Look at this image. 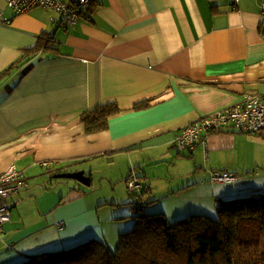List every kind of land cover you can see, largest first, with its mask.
Segmentation results:
<instances>
[{
    "label": "crops",
    "instance_id": "0c3cea01",
    "mask_svg": "<svg viewBox=\"0 0 264 264\" xmlns=\"http://www.w3.org/2000/svg\"><path fill=\"white\" fill-rule=\"evenodd\" d=\"M0 11L11 19L0 25V73L18 62L0 79V173L14 164L26 179L0 227V264L106 237L85 192L64 200L54 189L30 187V178L45 173L55 180L106 157L151 163L175 146L180 129L235 107L243 94L264 95V14L257 0L235 9L228 0H92L70 29L50 10L15 15L1 1ZM41 34L54 40V50L29 54ZM108 103L121 112L105 130L86 134L80 116ZM138 103L147 106L133 110ZM221 131L182 151L193 156L200 148L205 160L206 141L213 145L221 138L213 133ZM253 137L248 142L264 161V134ZM205 176L183 187L195 189L188 215L208 217L235 200L264 195L259 172L227 183Z\"/></svg>",
    "mask_w": 264,
    "mask_h": 264
},
{
    "label": "rangeland",
    "instance_id": "374dc122",
    "mask_svg": "<svg viewBox=\"0 0 264 264\" xmlns=\"http://www.w3.org/2000/svg\"><path fill=\"white\" fill-rule=\"evenodd\" d=\"M182 129L175 134V137L181 133ZM213 135H219L221 138L213 145L206 141L208 147L205 160L200 148H197L191 156L192 153L180 150L175 143V146L167 153H157L154 157L158 159L151 163L142 162L139 167L132 159L129 160L131 161L129 165L128 159H124V156H117L115 160L106 157L104 164L101 163V165H97V162H101L99 159L87 162L85 169L80 171L91 175L92 182L89 187L71 179L54 181L45 173L30 178V187L41 188L46 192L54 189L64 200L75 196L79 191L85 192L86 204L95 209L96 217L106 236L102 238L103 240L97 241L107 250L114 252L120 244L119 236L133 228L136 216L163 214L172 225L174 221L188 215V212H191L190 209L197 204L194 199L195 189L183 187L188 181L194 180L196 175L197 177L203 175L206 178L205 175L217 171H226L240 177H254L257 172L264 175V161H261L253 143L248 142V139H254L253 136L240 134L230 129L213 133ZM211 146L213 148H210ZM255 146H258L257 149L260 148L257 144ZM140 158L141 156H138V160ZM133 167H135L134 171L130 172ZM131 174H134L133 177H130ZM142 176L144 178H141ZM47 180L51 181V184L44 183ZM129 182L133 183V188L127 187ZM14 197L15 195L9 201H12ZM207 216L211 220H217L218 210ZM130 246L137 255L151 252L148 246L141 245L138 241L131 242ZM252 251L253 256H256L258 250Z\"/></svg>",
    "mask_w": 264,
    "mask_h": 264
},
{
    "label": "trees",
    "instance_id": "16d2710c",
    "mask_svg": "<svg viewBox=\"0 0 264 264\" xmlns=\"http://www.w3.org/2000/svg\"><path fill=\"white\" fill-rule=\"evenodd\" d=\"M53 42L41 34L28 53L50 52ZM17 64L2 71L0 79ZM146 106L138 103L132 109ZM120 112L115 103H108L83 113L80 122L86 134H93L105 130L108 120ZM136 218L133 228L119 236L114 252L97 240H88L69 250L26 256L20 264H264V195L235 200L219 210L217 220L191 214L170 225L163 214ZM133 241L148 246L151 252L137 255L130 246ZM253 249L258 250L256 256Z\"/></svg>",
    "mask_w": 264,
    "mask_h": 264
},
{
    "label": "built area",
    "instance_id": "2783aa9c",
    "mask_svg": "<svg viewBox=\"0 0 264 264\" xmlns=\"http://www.w3.org/2000/svg\"><path fill=\"white\" fill-rule=\"evenodd\" d=\"M3 1L15 15L33 8L50 10L62 18L68 27H75L79 21L78 14L91 6L92 0H0ZM231 6L238 7L243 0H228ZM261 14H264V0H257ZM1 18L0 25H8ZM235 130L239 133L255 136L264 134V95L246 93L242 95L241 101L233 108L219 110L211 117L202 119L195 124L185 127L175 137V143L180 150H191L196 143L204 138L205 134L216 130ZM203 142V140H202ZM43 165H48L43 162ZM235 180L234 175L226 172H213L211 182L227 183ZM26 187V179L21 171L12 164L0 173V227L10 220V209L13 205L9 199L23 191ZM127 187L133 188L132 182Z\"/></svg>",
    "mask_w": 264,
    "mask_h": 264
},
{
    "label": "water",
    "instance_id": "95a60500",
    "mask_svg": "<svg viewBox=\"0 0 264 264\" xmlns=\"http://www.w3.org/2000/svg\"><path fill=\"white\" fill-rule=\"evenodd\" d=\"M53 179H71L84 186H89V178L84 175V172L79 171L75 173H58L53 176Z\"/></svg>",
    "mask_w": 264,
    "mask_h": 264
},
{
    "label": "bare ground",
    "instance_id": "6f19581e",
    "mask_svg": "<svg viewBox=\"0 0 264 264\" xmlns=\"http://www.w3.org/2000/svg\"><path fill=\"white\" fill-rule=\"evenodd\" d=\"M74 1H76V0H74ZM73 1V2H74ZM1 2V1H0ZM33 9H35V8H33ZM89 9H90V7H88L86 10H84L83 12H80L79 14H78V19H79V21L81 20V18H82V15L84 14V13H86L87 11H89ZM32 10V9H31ZM30 10H28V11H26V12H23L22 14H26V13H28ZM0 13H1V11H0ZM21 14V15H22ZM58 17H59V19H60V23H61V25H62V27H64L65 29H70V28H73V27H68V26H66L64 23H63V21H62V18L58 15ZM1 18L5 21V22H7V23H10L11 22V19L10 18H7V17H2V14H1ZM78 21V22H79ZM231 203H233V202H231Z\"/></svg>",
    "mask_w": 264,
    "mask_h": 264
},
{
    "label": "clouds",
    "instance_id": "9594fccd",
    "mask_svg": "<svg viewBox=\"0 0 264 264\" xmlns=\"http://www.w3.org/2000/svg\"><path fill=\"white\" fill-rule=\"evenodd\" d=\"M212 175V174H211ZM217 208H219V204H217Z\"/></svg>",
    "mask_w": 264,
    "mask_h": 264
}]
</instances>
